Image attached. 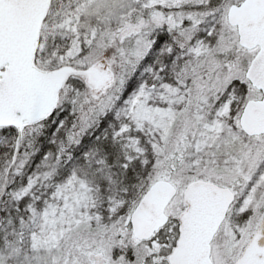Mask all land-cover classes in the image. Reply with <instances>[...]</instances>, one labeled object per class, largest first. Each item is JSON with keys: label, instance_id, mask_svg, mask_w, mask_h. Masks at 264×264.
I'll list each match as a JSON object with an SVG mask.
<instances>
[{"label": "snow or ice", "instance_id": "obj_1", "mask_svg": "<svg viewBox=\"0 0 264 264\" xmlns=\"http://www.w3.org/2000/svg\"><path fill=\"white\" fill-rule=\"evenodd\" d=\"M0 264H264V0H0Z\"/></svg>", "mask_w": 264, "mask_h": 264}]
</instances>
